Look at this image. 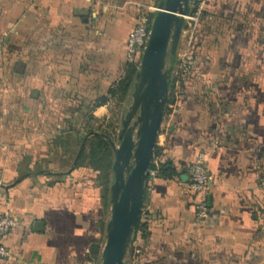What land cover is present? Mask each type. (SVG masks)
I'll return each instance as SVG.
<instances>
[{"label": "crops", "instance_id": "obj_1", "mask_svg": "<svg viewBox=\"0 0 264 264\" xmlns=\"http://www.w3.org/2000/svg\"><path fill=\"white\" fill-rule=\"evenodd\" d=\"M161 1L0 0V217L16 222L0 264H101L100 194L67 157L92 104L124 76L146 7ZM200 4L154 153L175 174L148 178L145 233L126 264H264V0ZM200 153L211 179L202 223L189 187Z\"/></svg>", "mask_w": 264, "mask_h": 264}, {"label": "water", "instance_id": "obj_2", "mask_svg": "<svg viewBox=\"0 0 264 264\" xmlns=\"http://www.w3.org/2000/svg\"><path fill=\"white\" fill-rule=\"evenodd\" d=\"M192 0H162L154 16L132 92V104L122 119L118 144L101 132L88 133L70 171L91 138H100L113 156L111 211L106 225L101 264H126L140 221L145 187L160 133L182 35L190 29Z\"/></svg>", "mask_w": 264, "mask_h": 264}, {"label": "trees", "instance_id": "obj_3", "mask_svg": "<svg viewBox=\"0 0 264 264\" xmlns=\"http://www.w3.org/2000/svg\"><path fill=\"white\" fill-rule=\"evenodd\" d=\"M200 1L202 0H192V5H191V10H190V16H195L198 13ZM150 19H152V16H149ZM173 67L177 64V58L172 62ZM139 62H134V63H128L124 76L119 80V82L110 89L109 93L106 96H103L99 99H97L94 104H92L91 109L87 113V118L93 116L95 110L105 107L107 103L109 102V99H118L120 101H123L129 94L130 90L132 89V86L134 85L136 75L138 73L139 69ZM175 82L176 79L172 77V80L170 82V87H169V95H168V100L166 103L165 111H164V116L168 113H170V105L172 104V93L175 88ZM164 118V117H163ZM89 126L86 125L85 127V134L87 135L90 132H99L101 130V127H98V129H89ZM108 136L110 134L104 133ZM82 142V141H81ZM82 144V143H81ZM155 157V156H154ZM153 157L151 168H150V173L153 171H158V175L160 177L166 178V179H171L174 174V168L169 167L167 165L160 164L159 166L155 164V158ZM113 163H114V156L113 153L110 149V147L107 145V143L100 139V138H91L85 147L84 152L82 153L75 169L78 168H84L89 166L93 171L95 172H100V182L101 186L103 187V203H104V209L107 207L108 202H109V196H110V173H112L113 169ZM151 176H149L150 178ZM149 180V179H148ZM105 228V226H103ZM138 233H141L142 236L145 233V226L140 221L134 231V236L136 237ZM132 243V241H131ZM101 248L96 247L92 249V256H98L100 254ZM140 255V254H139ZM139 255H136V260Z\"/></svg>", "mask_w": 264, "mask_h": 264}, {"label": "built area", "instance_id": "obj_4", "mask_svg": "<svg viewBox=\"0 0 264 264\" xmlns=\"http://www.w3.org/2000/svg\"><path fill=\"white\" fill-rule=\"evenodd\" d=\"M201 9L200 4L198 13L195 16H190L187 21H197ZM158 10V6L146 7L147 14L140 18L138 26L130 35L127 45L129 63H140L150 37L152 21ZM149 16L153 18L150 19ZM207 163L208 156L205 153H200L189 167V187L197 195L199 200L196 207V218L200 223L205 222L210 213L208 200L211 179L207 172ZM150 175L153 176L154 173L151 172ZM15 226L16 222L9 212L2 214L0 217V258H7L9 256L8 251L3 246V241ZM139 254L140 251L136 250L135 256Z\"/></svg>", "mask_w": 264, "mask_h": 264}, {"label": "rangeland", "instance_id": "obj_5", "mask_svg": "<svg viewBox=\"0 0 264 264\" xmlns=\"http://www.w3.org/2000/svg\"><path fill=\"white\" fill-rule=\"evenodd\" d=\"M197 21H188L190 23V29L182 35V38L180 41V47H179L180 49H178L177 55H180V53H182L181 46L182 47L184 46L186 48L189 41L191 40L193 33H194V29L196 28ZM133 86L128 96L123 101H120L118 99H109V102L107 103L105 107H103L102 110H98V109H97L98 111L95 110V112L91 114L93 116V119H91L92 117L87 118L86 125L90 127L88 128L89 129L93 128L97 130L98 127H101V130H99V132L110 134V137L114 140L116 144H118V136L122 128V119L127 113L128 108L132 104L131 95L133 92ZM85 136H86L85 133L81 134L80 139L77 142H75L73 146H71L72 148L69 151V157H67L69 159V163L74 162L75 157L77 153L79 152V149L82 143L81 141H83ZM84 168L88 170V173H87L88 176L86 179V184H87L86 188H87L88 194L90 192L93 193V191H96L97 194H100L101 206H102V211H103L102 212L103 226H105V228H103V237L105 238L106 225L110 218V211H111V204H110L111 191H110L108 205L104 209V203H103V197H102L103 187L101 186V182H100V172L93 171L89 166L84 167ZM113 181H114V174L112 170V173H110V189L113 184ZM104 242L105 240L103 241V247H104ZM126 260L128 259L126 258Z\"/></svg>", "mask_w": 264, "mask_h": 264}]
</instances>
